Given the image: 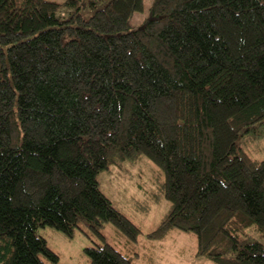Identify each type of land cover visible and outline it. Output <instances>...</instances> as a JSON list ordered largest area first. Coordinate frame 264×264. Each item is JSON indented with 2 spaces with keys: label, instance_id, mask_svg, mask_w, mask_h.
Segmentation results:
<instances>
[{
  "label": "trees",
  "instance_id": "obj_1",
  "mask_svg": "<svg viewBox=\"0 0 264 264\" xmlns=\"http://www.w3.org/2000/svg\"><path fill=\"white\" fill-rule=\"evenodd\" d=\"M144 13L0 0V264H57L38 229L81 222L129 242L84 249L89 264H132L141 231L98 176L140 156L171 205L148 238L175 229L214 264H264V160L238 145L264 125V0H153L136 25Z\"/></svg>",
  "mask_w": 264,
  "mask_h": 264
},
{
  "label": "rangeland",
  "instance_id": "obj_2",
  "mask_svg": "<svg viewBox=\"0 0 264 264\" xmlns=\"http://www.w3.org/2000/svg\"><path fill=\"white\" fill-rule=\"evenodd\" d=\"M48 1L64 3L66 0ZM152 1L145 0V13L134 17L136 25L140 26L146 19ZM238 145L252 159L263 161L264 125H259L255 131L242 136ZM164 181V174L158 172L144 156L113 166L98 176L100 191L141 231L134 246V253L137 255L130 256L132 264H214L197 255L198 241L194 234L173 229L161 241L148 238L171 210L170 203L164 197ZM37 234L46 240L50 250L58 254L57 264H89L84 249L102 245L104 240L120 252L127 250L129 243L110 223L103 225L101 229L104 240L93 235L84 222L80 223V228L72 238L50 227L38 229ZM250 241L262 240L256 232H252Z\"/></svg>",
  "mask_w": 264,
  "mask_h": 264
}]
</instances>
